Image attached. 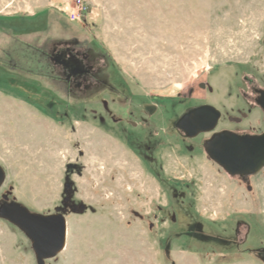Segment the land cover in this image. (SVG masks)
<instances>
[{
	"label": "rangeland",
	"instance_id": "1",
	"mask_svg": "<svg viewBox=\"0 0 264 264\" xmlns=\"http://www.w3.org/2000/svg\"><path fill=\"white\" fill-rule=\"evenodd\" d=\"M78 1L0 0V203L65 207V248L44 264H264V169L231 176L212 134L174 128L207 103L216 132L264 131L247 81L264 89V0H81L72 23ZM62 42L107 67L104 89L69 80ZM0 264H39L1 215Z\"/></svg>",
	"mask_w": 264,
	"mask_h": 264
},
{
	"label": "water",
	"instance_id": "2",
	"mask_svg": "<svg viewBox=\"0 0 264 264\" xmlns=\"http://www.w3.org/2000/svg\"><path fill=\"white\" fill-rule=\"evenodd\" d=\"M258 104L264 110V91H261ZM218 121L219 117L215 112L208 119L209 130H213ZM206 151L209 157L231 176L254 175L264 169V133L260 136H241L224 131L215 134L206 143ZM5 180L6 172L0 165V189ZM60 211L61 209H57V212ZM0 215L13 222L29 236L39 264H44L45 260L54 258L64 250L67 221L62 214L34 215L19 205L8 204Z\"/></svg>",
	"mask_w": 264,
	"mask_h": 264
},
{
	"label": "flooded vegetation",
	"instance_id": "3",
	"mask_svg": "<svg viewBox=\"0 0 264 264\" xmlns=\"http://www.w3.org/2000/svg\"><path fill=\"white\" fill-rule=\"evenodd\" d=\"M61 44V45H59ZM56 46H60L59 50H56V54H54V59L55 61L62 65L64 71L69 75V80L73 81V84H77L74 80L77 77L80 76H87L90 77L93 82H91V84H89V87H87V89L85 90L87 97L91 96L95 93L100 92L102 89H104L107 85V81L105 79H103L100 74H98L100 71H104L105 69H96L95 71L92 69V64L94 63V59L90 56H87L86 54L83 55V57H77L76 55L69 53V48H67L66 50H64L65 47L70 45V42H62L59 43ZM63 44V45H62ZM90 64V65H86V64ZM93 70V71H92ZM248 83L252 86V93L253 96L251 98V101H253L254 105H256L263 113L264 110L261 108V106L258 104V100L261 98V91H264V89H260L258 88L255 84L254 81L251 79H247ZM183 101V100H182ZM217 112L219 120H220V113L219 111L211 104H207V103H199L197 105H194L192 107H189L188 109H186L175 121L174 123V128L179 131L181 134L184 135L185 138L187 139H196L200 136L203 135H207V134H212V136L210 137V139H212V137L215 134L224 132V131H229L241 136L244 135H250V136H260L264 133V131L260 132V133H248V132H244V133H239L233 130H223L220 132H216L217 126L213 129V130H209V124H208V119H210L213 116V113ZM237 123L240 124L241 119H237L236 120ZM201 127V128H200ZM206 129V130H204ZM204 130V131H203ZM209 139V140H210ZM208 140V141H209ZM205 142V147H206V143ZM207 152V151H206ZM250 176V175H249ZM242 177V176H240ZM248 176H243L242 178H245ZM66 188L68 189V191H71V185L68 184L66 186ZM8 198L4 197V202L0 203V212L3 210V208L5 206H7L8 203L7 202ZM71 198L70 197H66L65 199V204L70 203ZM57 209H61L60 212H57ZM56 209V214H64L65 212V207H59ZM73 209H76V207L73 205Z\"/></svg>",
	"mask_w": 264,
	"mask_h": 264
},
{
	"label": "built area",
	"instance_id": "4",
	"mask_svg": "<svg viewBox=\"0 0 264 264\" xmlns=\"http://www.w3.org/2000/svg\"><path fill=\"white\" fill-rule=\"evenodd\" d=\"M64 12L66 13L70 22L78 23L82 21L86 14H88V7H86L85 4L79 0L78 4H76L74 8L68 6L65 8Z\"/></svg>",
	"mask_w": 264,
	"mask_h": 264
},
{
	"label": "trees",
	"instance_id": "5",
	"mask_svg": "<svg viewBox=\"0 0 264 264\" xmlns=\"http://www.w3.org/2000/svg\"><path fill=\"white\" fill-rule=\"evenodd\" d=\"M62 45H63V44H62ZM86 55H87V56H90V53H87ZM93 61H94V60H93Z\"/></svg>",
	"mask_w": 264,
	"mask_h": 264
}]
</instances>
